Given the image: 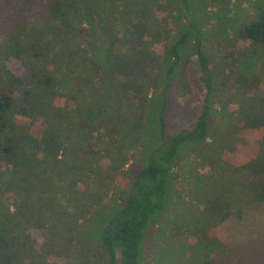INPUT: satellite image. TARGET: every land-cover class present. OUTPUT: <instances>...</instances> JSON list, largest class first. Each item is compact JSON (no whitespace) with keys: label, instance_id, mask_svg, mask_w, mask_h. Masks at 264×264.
Returning a JSON list of instances; mask_svg holds the SVG:
<instances>
[{"label":"trees","instance_id":"trees-1","mask_svg":"<svg viewBox=\"0 0 264 264\" xmlns=\"http://www.w3.org/2000/svg\"><path fill=\"white\" fill-rule=\"evenodd\" d=\"M176 4L0 0V264H144L148 227L176 196L182 214L168 244L198 240L211 264L224 245L210 231L264 200V80L248 98L253 117L244 115L229 146L217 144L238 154L255 134L252 150L222 171L215 165L209 179L188 161L208 135L205 97L226 85L180 32L182 19L171 20ZM237 34L264 54V6ZM182 50L204 104L186 107L193 116L174 130L167 114L175 104L183 114L185 75L176 102L166 92Z\"/></svg>","mask_w":264,"mask_h":264},{"label":"rangeland","instance_id":"rangeland-1","mask_svg":"<svg viewBox=\"0 0 264 264\" xmlns=\"http://www.w3.org/2000/svg\"><path fill=\"white\" fill-rule=\"evenodd\" d=\"M163 1L177 3L174 9H168L171 20L174 19L173 22H177L180 18L182 19L183 27H180V32L184 29L188 30L189 38L195 39L204 49L208 58L209 71L213 73L217 82L221 80L218 78L219 75L224 78L226 85L223 88L219 83L209 96L205 97L209 119L208 135L206 140L199 143L200 151L197 157L193 160L187 157L190 163L194 161L196 164L199 177L212 178L215 176V165L218 171H222L223 166H227L226 161L232 164L242 160L246 156V151L252 150L253 141L256 139L255 134H248L246 142L241 146L242 152L238 154L229 153L228 148L217 147V144L222 147L229 146L231 134H235L239 126L244 127L245 120L249 119L245 116L253 117V113L250 114L249 111L250 108H254V105L251 102L252 98H248L251 94L253 96L256 89L262 88L264 54L260 53L255 45L242 40L237 32L241 27L259 18L264 0ZM179 7H183V11ZM176 8L182 12L178 14L179 16L176 14ZM180 55L181 63L172 76V84L166 92L167 97L175 101L178 93L176 79L180 73L181 76L185 75L188 92L184 93L185 89H183L179 103L183 114L179 115L176 104L167 114L174 130L184 127L187 118L193 116L187 117L185 112L187 108H198L200 104L201 106L204 104L203 96L199 95L203 92V87L199 83L198 74L194 66L189 65V60L186 59L191 54L188 50L187 54L182 50ZM248 78L250 80L246 86L241 85L242 81ZM230 82L233 83V87H230ZM195 110L198 111V109ZM243 134L244 130L240 131V135ZM134 170L133 166L129 171L132 173ZM234 176L236 177L237 174ZM184 181L189 182L188 179ZM213 181L217 180L213 179ZM216 184L214 183L213 187ZM183 185L176 186V190L184 189ZM199 187L193 188L196 195L199 194ZM198 199L201 198L198 197ZM176 201H180L177 196L173 201L169 200L167 207L157 216L156 223L148 227L147 246L143 248V252L141 249V255L145 259L144 264L204 263L206 256L198 240L181 236L176 243L168 244L171 241L168 229L176 226V220L178 222L180 220L177 217L182 214L175 208ZM239 215L238 218L230 217L210 231L209 234L224 245V249L222 248L219 254H211L208 257L211 264H264V200L242 206Z\"/></svg>","mask_w":264,"mask_h":264}]
</instances>
